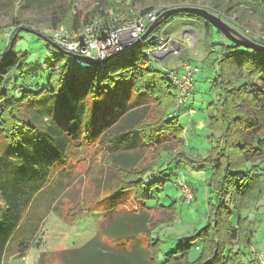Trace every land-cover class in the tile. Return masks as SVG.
<instances>
[{"label": "trees", "instance_id": "1", "mask_svg": "<svg viewBox=\"0 0 264 264\" xmlns=\"http://www.w3.org/2000/svg\"><path fill=\"white\" fill-rule=\"evenodd\" d=\"M14 1L9 0V9L14 8ZM224 1L225 12L236 3L260 13L264 32V0ZM34 2L19 0L18 9H29ZM213 2L218 5L217 0ZM117 5L110 7L129 17ZM69 9L56 8L46 19L49 29L62 26L79 33L95 17L106 14L102 9L83 15L72 11L70 21L64 24ZM150 10L145 8L139 14ZM175 19L184 27L197 21L210 37L212 27L203 17L177 12L128 51L104 64L89 66L78 64L76 58L52 46L49 41L53 40L44 32L37 31L42 37L36 36L52 46L53 57L46 85L35 89L20 81L27 70V58L14 49L22 21L28 23L29 19L13 17L9 32L0 26V35L6 36L0 47V264H4V251L12 241L14 255L22 256L28 246L39 247L35 238L43 213L35 207L51 211L63 198H75L69 162L96 139L103 157L96 170V196L102 190L107 195L86 207L102 213L98 228L81 245L40 252L35 264H259L258 258L246 263L242 247L253 244L254 221L248 210L264 202V53L233 45L219 50L206 42L202 63L214 54L216 69L212 78L215 114L208 119L212 145L206 156H190L183 149L184 128L175 115L188 99L176 104L178 90L169 73L172 68L146 53L156 47L160 34L173 30L170 22ZM151 34L154 38L148 39ZM250 38L264 44V34ZM64 55L69 59L62 62ZM153 60L163 66L159 71L152 69ZM184 61L197 68L192 95L199 66ZM160 91H165L174 105L146 129L152 110L149 97H157ZM188 109L184 110L190 113ZM165 142L171 146L164 147ZM148 145L155 146V161L141 174L124 179L125 172L136 170ZM186 163L211 172L207 222L194 234L180 238L162 258L154 230L175 219L176 207L173 202L164 204L161 191L167 182L180 190L182 182L193 197L194 187L182 179L180 164ZM173 176H178L177 180ZM126 199L139 209L121 206ZM164 209L170 211L169 219L154 223L153 211ZM193 246L202 250L197 259L190 260L188 251Z\"/></svg>", "mask_w": 264, "mask_h": 264}, {"label": "rangeland", "instance_id": "2", "mask_svg": "<svg viewBox=\"0 0 264 264\" xmlns=\"http://www.w3.org/2000/svg\"><path fill=\"white\" fill-rule=\"evenodd\" d=\"M117 4L122 7V11L129 14L127 20H132L143 9L148 7L151 10L159 11L182 4L201 6L221 15L228 22L241 29L246 36L249 34L248 37L252 36L258 39L264 34L263 17L260 13L251 11L244 5L236 3L225 12L223 11L224 0H217L218 5L216 6H214L213 0H35L32 7L26 10L18 9L19 0L14 1L13 9H9V0H0V26L4 27V31L9 32L12 29L10 24L13 17L21 20L27 18L29 22L24 23L22 21L20 26H27L38 32H45L49 29L46 19L56 8L70 7L67 13L68 16L64 20V24H66L70 21L72 11L80 12L83 15L87 12H93L94 9L113 10L110 6H118ZM170 23V28L173 30L170 29L168 32L162 33L164 35L160 34L159 37L167 42L173 40L167 51L173 49H178V51L177 54L173 53L170 54L171 56L162 59L167 61V63L162 61L161 63L167 64L171 68H178L179 71L184 59H188L194 65L199 66V71L194 78L193 93L188 98L187 103L182 106V111H177L175 115L179 124L184 128L182 141L185 144L183 149L190 156L204 157L207 149L212 145V141L209 140L212 131L210 130L208 119L215 114L212 106L216 101V89L212 84L213 71L216 70L212 62L214 54H211L212 56L208 58L206 64L202 63V61L204 60V45L208 41L213 42L215 38L212 37L216 33L212 34L215 31L211 30L210 37L206 36L197 21H194L192 25L189 24V27H184L179 22V19H175ZM182 27L184 28L182 29ZM185 29L196 34L193 41L186 38L187 34L182 36V32ZM5 39V33L0 35V47H2V42ZM1 40L3 41L1 42ZM213 45L216 49L222 47L220 43ZM14 49L26 54L27 58V70L19 77L20 81H24L30 89L45 86L49 75V66L52 63V46L33 33L21 31L14 43ZM68 59L69 56L64 55L62 62ZM151 67L153 70L159 71L163 66L153 60ZM173 103V99L171 100L170 96H166L165 91H160L157 97L155 95L149 97V104L152 110L147 117V121H145L148 124V127L146 126L145 128L152 126L160 116L165 114L166 108ZM177 103L178 97H176ZM186 107H190L194 112L192 113L191 111L192 114L188 113V111L184 110ZM175 142H172V144L174 145ZM158 146L160 145L158 144ZM163 146L169 148L171 145L168 146L167 142H165ZM154 147V145H148L144 149L142 159L136 170L125 172L124 179L141 174L144 169L155 161L157 152ZM101 154L102 148L97 139L87 143L84 150L82 149L75 154L73 160L69 162L71 165L69 167V175L74 176L71 195H75L76 200L75 198H63L62 202L58 203V206L51 211H46L45 208L43 210L42 207H35L36 211L40 212V214L43 213L38 225L39 231L35 238L39 247L28 246L22 256L14 255L12 254V246L15 245V242L12 241L4 251V264H35L39 253L42 251H57L78 246L92 236L98 228L102 213L91 212L87 207L107 195V193H103L104 190L100 191L101 188H99L100 193L96 196L97 184H94L96 170L103 164ZM180 166L181 171H183L182 179L191 183L190 186L194 187V193L193 197L187 202L181 186L180 190H175L171 182H167L161 191L162 197L160 199L164 201V204L173 202L176 207L175 219L169 223H162L154 230V235L158 237L161 244L159 257L162 258L168 249L176 247L180 238L194 234L206 224L208 207L211 202V193L209 192L211 172L206 168L196 170L188 163L183 166L180 164ZM167 171L169 172V170L165 172ZM181 173H179L180 176L178 175L179 178ZM178 176H173L174 180H177ZM183 188L185 189V187ZM126 196L129 197L131 195L127 193ZM121 204H123L121 206L124 208L139 209L137 204L131 202L130 199H126ZM248 211V215L254 221V235L252 246L242 247L246 263L252 259L256 260L258 253H264V202L252 205V208ZM169 212L168 209L153 211V222H158L160 219L164 221L169 219ZM79 217L81 218L79 219ZM201 250H198L196 246L191 247L188 251L190 260L197 259L201 254Z\"/></svg>", "mask_w": 264, "mask_h": 264}, {"label": "built area", "instance_id": "3", "mask_svg": "<svg viewBox=\"0 0 264 264\" xmlns=\"http://www.w3.org/2000/svg\"><path fill=\"white\" fill-rule=\"evenodd\" d=\"M158 15V11L150 10L144 14H139L132 20H127L124 13H115L112 9H108L105 15H99L86 24L79 32H70L67 28L59 26L57 28L48 29L44 34L53 40L59 47L69 51L79 57L76 58L78 64L89 66L90 62L86 61V57L101 58L105 55L120 49L123 45H129L135 38L139 37L145 28ZM188 31V32H186ZM188 40H194L196 34L189 30H184L182 36L186 35ZM173 40H162L159 37L158 43L154 49H146V53L155 57L160 62L170 54H177L178 49L167 51ZM167 63V61H165ZM197 68L191 63L183 62L181 70L175 68L169 70L170 76L178 90V103L182 104L187 101L191 95L192 78ZM192 109L189 110L191 113ZM186 200L191 198L189 188L180 183ZM185 187V189L183 188ZM259 264H264V253H258Z\"/></svg>", "mask_w": 264, "mask_h": 264}, {"label": "water", "instance_id": "4", "mask_svg": "<svg viewBox=\"0 0 264 264\" xmlns=\"http://www.w3.org/2000/svg\"><path fill=\"white\" fill-rule=\"evenodd\" d=\"M177 12H193L203 17L211 25L212 30L215 31V32H212V34L216 33V35L212 37V38L217 39V40L213 39V42H212L213 44L220 43L221 46H226V47L232 46V45L233 46H243L246 48H251L257 52L264 53V44L258 43L252 40L250 37L246 36L241 29L236 27L234 24L228 22L221 15L214 13L212 11H209L205 7L182 4V5L165 8L162 11H160L158 15L156 16V18L150 24H148V26L140 34V36L135 38L129 45H126V46L123 45L120 49L115 50L112 53L105 55L101 58L86 57L84 59L96 65L104 64L110 61L111 59L128 51L129 49H131L133 46L137 45L138 43H141L154 30L156 26H158L168 16L174 13H177ZM19 30L30 32L37 36L42 37L40 33L35 31L31 27L21 26ZM153 38H154V34H151L148 37V39H153ZM49 42L56 49L62 52H65L67 55L72 56L74 58L79 57L78 55H75L59 47L56 43L51 42V41Z\"/></svg>", "mask_w": 264, "mask_h": 264}]
</instances>
